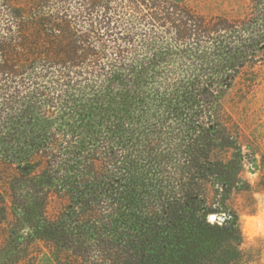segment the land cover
<instances>
[{"label":"trees","instance_id":"obj_1","mask_svg":"<svg viewBox=\"0 0 264 264\" xmlns=\"http://www.w3.org/2000/svg\"><path fill=\"white\" fill-rule=\"evenodd\" d=\"M263 62L264 0H0V264H242L224 102Z\"/></svg>","mask_w":264,"mask_h":264},{"label":"rangeland","instance_id":"obj_2","mask_svg":"<svg viewBox=\"0 0 264 264\" xmlns=\"http://www.w3.org/2000/svg\"><path fill=\"white\" fill-rule=\"evenodd\" d=\"M187 2L202 15L224 16L230 19L243 17L249 6V0ZM253 73L252 79H255L257 84L253 91L246 93L243 87L239 86L224 102L227 119L230 125L238 130L244 151L251 160L243 177L252 185L254 194H240L235 197L244 237L245 259L242 264H264V62L259 64ZM56 209L57 205H54L52 212ZM252 233L255 235H251ZM32 264L55 263L44 250L34 256Z\"/></svg>","mask_w":264,"mask_h":264},{"label":"clouds","instance_id":"obj_3","mask_svg":"<svg viewBox=\"0 0 264 264\" xmlns=\"http://www.w3.org/2000/svg\"><path fill=\"white\" fill-rule=\"evenodd\" d=\"M262 232H264V229H262ZM251 235H253V236H254V235H255V233H252Z\"/></svg>","mask_w":264,"mask_h":264},{"label":"water","instance_id":"obj_4","mask_svg":"<svg viewBox=\"0 0 264 264\" xmlns=\"http://www.w3.org/2000/svg\"><path fill=\"white\" fill-rule=\"evenodd\" d=\"M212 220H215L214 217H212Z\"/></svg>","mask_w":264,"mask_h":264}]
</instances>
